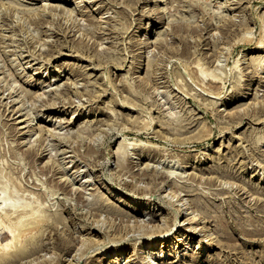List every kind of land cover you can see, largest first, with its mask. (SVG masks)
<instances>
[{"label": "rangeland", "instance_id": "374dc122", "mask_svg": "<svg viewBox=\"0 0 264 264\" xmlns=\"http://www.w3.org/2000/svg\"><path fill=\"white\" fill-rule=\"evenodd\" d=\"M150 1L0 0L8 264H264V0Z\"/></svg>", "mask_w": 264, "mask_h": 264}, {"label": "bare ground", "instance_id": "6f19581e", "mask_svg": "<svg viewBox=\"0 0 264 264\" xmlns=\"http://www.w3.org/2000/svg\"><path fill=\"white\" fill-rule=\"evenodd\" d=\"M67 2H69V1H67ZM66 2V3H67ZM147 2H152L153 3V1H150V0H147ZM167 2V0H156V1H154V4L156 5V8H155V12H154V10H153V12H154V16L155 17H157L158 19H162V18H164V14L166 13V10H164V9H159L160 7L159 6H157V4H159V3H161V4H165ZM47 5V4H46ZM54 8H58L59 6H53ZM62 10H65L64 9V7H60ZM77 8V7H76ZM67 11V10H66ZM71 13H73L72 11H70ZM168 13L169 12H167L166 13V15H168ZM67 14V13H66ZM64 15V14H63ZM65 19H66V17H65ZM72 19V18H71ZM67 21H66V23L68 24V22H69V20L68 19H66ZM63 22V21H62ZM228 23V22H227ZM70 25H71V23H69ZM231 24V23H230ZM69 25V26H70ZM228 25H229V23H228ZM230 26V25H229ZM179 26H177L176 28H178ZM231 27V26H230ZM229 27V28H230ZM72 31H73V29H72ZM79 31V30H78ZM36 45V44H35ZM260 47V46H259ZM41 49V48H40ZM36 58V57H35ZM259 59V58H258ZM256 60V57H253L252 58V61H255ZM256 62H257V60H256ZM255 62V63H256ZM259 62H260V60H259ZM30 65V64H29ZM18 69V68H17ZM203 71V70H202ZM205 71V70H204ZM38 75V73L37 74H35L34 76H37ZM12 80V79H11ZM59 87V86H58ZM58 87H57V89H58ZM16 88H14V87H8V91L10 90V93L13 95V94H15V93H17V91L15 90ZM56 93V92H55ZM14 102V101H13ZM55 102V101H54ZM60 103V102H59ZM65 103V102H64ZM55 105V104H54ZM19 109H20V107H19ZM20 112V111H19ZM22 121V120H21ZM21 121H19V122H21ZM115 129V128H114ZM125 129V128H124ZM82 130V129H81ZM110 130V129H109ZM111 131V130H110ZM56 132V131H55ZM45 133V132H44ZM67 134V133H66ZM61 136H62V134H60ZM80 135V134H79ZM46 138V137H45ZM58 138V137H57ZM64 138V137H63ZM84 138V137H83ZM86 139V138H85ZM89 139V138H88ZM31 140V139H30ZM71 142V141H70ZM31 143V142H30ZM28 144V143H27ZM31 145V144H30ZM40 146V145H39ZM32 148V147H31ZM32 150V149H31ZM60 151V150H59ZM31 152V151H30ZM35 152V151H34ZM31 154V153H30ZM118 154V153H117ZM56 155V154H55ZM65 155V154H64ZM66 156V155H65ZM111 158V157H110ZM110 158H108V159H106V162H105V165L107 166L108 165V163L110 162ZM156 168V167H155ZM121 170H119L117 173V175H118V177L120 176V174H121V172H120ZM145 175V174H144ZM154 176V175H153ZM156 176V175H155ZM154 176V177H155ZM121 177V176H120ZM151 178V177H150ZM149 178V179H150ZM151 181H153L152 180V178L150 179ZM122 181V180H121ZM136 181V180H135ZM154 181H156V178H155V180ZM127 183V182H126ZM137 183V182H136ZM154 183V182H153ZM129 184V183H128ZM130 185V184H129ZM137 186H139V185H137ZM136 185H135V187H133V188H136V189H138V187H137ZM76 197V196H75ZM179 197V196H178ZM163 200V202L165 203H168L170 206V209H172L173 210V213H174V219H175V224H177L178 222H177V219L180 217V215L181 214H187V215H189V218L187 219V220H185L183 223H182V225H184V224H193V226L195 227V229H193L192 227H188V228H186V232H188L189 234H191L192 236H195L196 234H198L199 236H202V240L201 241H199V242H201L200 244H198V253H201V252H206L207 250H211L213 247H214V238H210L209 237V235H208V233H206L205 231H204V229L201 227V228H199L198 230H197V228H196V226H195V217L193 216V217H191L192 216V214H193V212L192 213H188L187 211L188 210H190V207L189 206H186V202H183L182 204H181V198H179V199H176V194L175 193H169L168 195H166V196H164V199H162ZM143 208H145V207H141V208H138V212H140V209H143ZM148 207H146V209H147ZM153 210H155V209H153ZM143 211V210H142ZM25 212V211H24ZM36 211H35V209H33V211H32V209H31V212H25V214H24V217H21V218H19V219H17V220H19V224H17V227H15V228H17L16 230L18 231V233H16V232H14L12 235V239H16L15 240V242L17 241V239H19V237H20V233L22 232V230L23 229H26L25 227H27L28 225L25 223V222H27L25 219L26 218H30V217H32V215L34 216V215H36V213H35ZM21 214V213H20ZM20 217V216H19ZM38 217V216H37ZM91 217V216H90ZM94 217V216H93ZM18 218V217H17ZM7 219V218H6ZM43 219V218H42ZM42 219H41V221H42ZM1 220V219H0ZM25 220V221H24ZM34 220V222H35V218L33 219ZM38 220H40V219H38ZM24 221V222H23ZM31 221V220H30ZM2 222V221H1ZM11 222H12V220H11ZM23 223V224H22ZM25 223V224H24ZM28 223V222H27ZM31 223H32V221H31ZM93 224H92V226L94 227V228H99V227H103V224L101 223V221L99 220V218L98 219H95V220H93V222H92ZM37 224V223H36ZM174 224V225H175ZM18 225H19V227H18ZM149 225V224H148ZM178 225V224H177ZM5 226V225H4ZM31 227H32V225H30ZM35 226V225H34ZM37 226V225H36ZM29 227V226H28ZM27 227V228H28ZM146 227H148V226H146ZM150 227V226H149ZM154 227H157V226H154ZM159 227V226H158ZM106 228V227H105ZM145 228V227H144ZM151 228V227H150ZM172 228V227H171ZM171 228L169 229H167V230H171ZM109 229V228H108ZM107 229V230H108ZM113 229V228H112ZM111 229V230H112ZM125 229V228H124ZM161 229V228H160ZM110 229L108 230V231H111ZM142 230V229H141ZM144 230V229H143ZM146 230V229H145ZM144 230V231H145ZM167 230H166V232L165 233H167ZM27 231V230H26ZM114 231V230H113ZM144 231L143 232H141L142 234L141 235H143V236H145V235H147V233H145L144 234ZM148 230H146V232H147ZM112 232V231H111ZM131 232L132 231H129V230H124L123 231V233L124 234H126L124 237L123 236H120V237H114L115 239H117V241H126V240H128V239H126V237H128V234H131ZM148 232H150L151 233V229H150V231H148ZM159 232V231H158ZM168 232H170V231H168ZM245 232H247V231H245ZM251 232V231H250ZM253 232V231H252ZM260 232V231H259ZM26 233V232H25ZM116 234H114V233H112V234H110V235H112V236H114V235H117V232H115ZM122 233V234H123ZM137 233V232H136ZM139 233H140V231H139ZM164 233V234H165ZM249 233V232H248ZM261 233V232H260ZM114 234V235H113ZM158 233H151L150 235H151V237H153V236H156ZM119 235H120V232H119ZM133 236H135V235H133ZM163 236H165V235H163ZM24 237V236H23ZM22 237V238H23ZM132 237V236H131ZM130 237V238H131ZM139 237H141L140 235H139ZM113 238V239H114ZM158 239V238H157ZM193 239V238H192ZM229 239V238H228ZM154 240V239H153ZM165 240V239H164ZM178 240V239H177ZM114 241V240H113ZM116 241V240H115ZM179 242H180V240H178ZM9 242V241H8ZM18 242H19V240H18ZM18 242H16V244L18 243ZM112 242V241H111ZM127 242V241H126ZM157 242V241H156ZM162 242H164V241H162ZM11 243H14V242H11L10 241V243H7V244H5V245H3L1 248H0V264H8V261H6V260H12V261H14L13 260V258L11 257V256H14L15 257V255L17 254V252L19 253V251H17L16 250V254H15V251H14V249L13 250H11V249H9L10 248V246H11ZM21 244H23V242L21 243ZM63 244V243H62ZM109 244V243H108ZM0 245H2V244H0ZM17 245H19V243L17 244ZM64 245V244H63ZM150 245V249H148V251L146 250L145 252H144V254L143 255H140L139 257H137L138 258V262H139V264H150L151 262H153V260H150V257H156L157 258V256L159 257V255H157L158 253H155V251H153V247L155 246V243H151V244H149ZM65 246V245H64ZM12 247H14L13 245H12ZM165 247H169V244L167 245L166 244V246ZM175 247H176V245H175V243H174V247H170V250L172 249V251H171V253L173 252V250L175 249ZM16 249V248H15ZM155 249V248H154ZM18 250H19V248H18ZM64 250V249H63ZM120 251H122L121 249L120 250H117V253H118V255H120ZM22 253H23V251H22ZM20 254L19 256H21V255H23V254ZM161 254V253H160ZM139 255V254H138ZM165 255V254H164ZM18 256V257H19ZM162 257H164L163 256V254L161 255ZM11 257V258H10ZM168 257H171V258H174V255H171V254H169L168 255ZM23 258H25V257H23ZM22 258V259H23ZM44 258V257H43ZM1 259H2V261H1ZM17 259V258H16ZM26 259V258H25ZM51 259V258H50ZM136 259V258H135ZM10 260V261H11ZM18 260V259H17ZM21 260V259H20ZM20 260H18V261H20ZM16 261V260H15ZM24 261V260H23ZM120 260L119 259H116V260H114V261H112V263L111 264H117V262H119ZM21 262V261H20ZM130 262H132L133 263V261H130ZM161 262V261H160ZM14 262H12L11 264H13ZM17 263V262H16ZM10 264V263H9ZM40 264V263H39ZM154 264H158V263H154Z\"/></svg>", "mask_w": 264, "mask_h": 264}]
</instances>
